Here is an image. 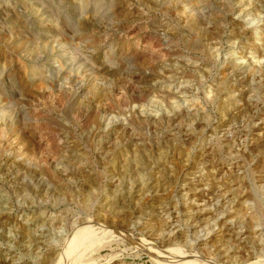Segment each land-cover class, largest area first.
Instances as JSON below:
<instances>
[{"label": "rangeland", "instance_id": "374dc122", "mask_svg": "<svg viewBox=\"0 0 264 264\" xmlns=\"http://www.w3.org/2000/svg\"><path fill=\"white\" fill-rule=\"evenodd\" d=\"M167 1L0 0V264H162L157 258L165 257L158 255L164 250L147 230L170 219L185 230L188 215L203 203L196 193L209 197L211 183L229 184L225 178L209 183V158L200 159L209 146L216 168L242 166L234 177L246 183L250 198L240 209L264 197L252 195L251 182L264 170V145L255 148L261 141L252 144L249 137L257 110L246 97L264 101V71L261 81L240 84L241 71L220 74L250 56L253 44L260 47L252 40L260 34L231 13L238 0H198L195 16L207 7L211 22L210 55L204 57L179 42L159 41L160 25L178 34L188 23L177 19L174 0ZM259 5L264 0L253 3L262 16ZM197 67L201 77L187 76ZM216 88L224 92L220 97ZM246 88L250 92L240 96ZM243 134L249 140L242 142ZM183 164L196 173L183 179ZM192 176L197 190L181 192ZM149 178H166L167 186H141ZM113 201L130 218L126 231L107 225ZM40 211L61 213L64 220L54 230L27 221ZM187 233L183 248L180 242L171 248L196 254L189 247L196 238ZM49 248L50 259L43 255Z\"/></svg>", "mask_w": 264, "mask_h": 264}, {"label": "bare ground", "instance_id": "6f19581e", "mask_svg": "<svg viewBox=\"0 0 264 264\" xmlns=\"http://www.w3.org/2000/svg\"><path fill=\"white\" fill-rule=\"evenodd\" d=\"M170 1L168 0L167 2H170ZM196 1H198V0H177L176 2H175V0L172 1V3H171L172 4V10H174V11L178 10L179 11V12H174V13H176L177 19L179 20L180 18L185 17V18H187L188 23L185 25V23L183 21L184 26L180 27V32L178 34H173L172 32H170V30L167 29L166 26H163V25L159 26L157 32L158 33H159V31L162 32V34H158L160 37L159 41L166 38L165 41H168L170 43L179 42L180 44L186 46V48L193 50V51H196V52H199V54H202L205 57V56L210 55V52H209L210 47H209V44L206 43L210 39L207 37L209 35V27H210L209 25H211V24H209V23H211V22H209V8L202 7V9H201V7H200L199 8L200 9L199 10L200 16H198V17L195 16L194 5H196V3H197ZM254 2L259 3L260 0H247V1L238 0L237 1L238 4H234L236 6H234L232 8L230 7L232 9L231 13L236 16L235 17L236 20H239L242 18L241 20H239V22L241 24L240 26H247V29L253 30V31H251L253 33V35H255L256 33L260 34L259 39H257L255 36H252V40L253 41H256V40L261 41V43H262L260 45V47H256V48H255V45L253 44L247 53V54H250V56L242 55L240 57L241 59L238 60V62L237 61L234 62V66L231 70H229V68L220 69V74L224 78L227 77V75L229 76L232 73L234 74L235 70H238V72L241 71L240 74L242 76H241V81L238 82L239 84L245 82L248 79H251V80L257 81V82H259L263 79L262 74L264 71V65H263V63H264V38H263L264 33L261 30L264 28V25H263L264 24L263 23L264 22V6L259 5L260 7H263V9H262L263 15L261 16L260 12H255L254 6H253ZM168 4H170V3H168ZM171 4H170V6H171ZM163 7H164V5H163ZM260 7H258V8H260ZM179 13H180V15H179ZM181 20L182 19H180V21ZM233 24H234V22H233ZM245 31H248V30L245 29ZM205 36L207 38H203ZM211 36H213V35H211ZM203 39H205V42ZM155 44H157V43L155 41H153L152 45H155ZM239 53H241V52H239ZM223 67H225V66H223ZM255 72L258 73V75L256 77H255ZM186 73L188 74L187 76H189L191 78H196V75H198V77H201L203 75V71H202L201 67L194 68L189 73L188 72H186ZM186 73H184V74L186 75ZM222 82H224V81H222ZM257 82H256V85H257ZM253 90H255V89H253ZM212 92H213L212 89H210L209 91L206 92L207 93L206 95L208 97H210V99L212 97L211 96ZM249 92H250V89H248V88L243 89L240 91V96L244 97ZM222 93H224V92L223 91L221 92V90L219 88H216L215 94L217 96L220 97V95ZM230 93H231V91L227 92L228 95ZM222 97L224 99V96H222ZM229 97L232 100V96L229 95ZM246 97H248V100L251 99V102L254 105L253 107L256 108V110H257V111H254V113L250 116V120H249V122L251 124L250 128H251V132H254V133H252V135L249 137L251 139H253L252 144H254L255 141L256 142L261 141V142H259L260 146L255 145L254 147L255 148L261 147L262 148V146L264 145V143H263L264 142V113L261 111H264V101L260 102V105H258V104H254V102L256 100V99L255 100L253 99L254 97H252L251 95L246 96ZM193 99L194 98H192L191 101ZM235 99L236 98L233 97L234 101H235ZM192 105H193V103H192ZM240 109L241 108L239 107V110ZM237 114H238V112H237ZM188 119H190V117H188ZM185 121H186V119H185ZM220 125L222 127H224L227 125V123H226V121H223V122L221 121ZM247 137H248L247 135L243 134V140H241V141L245 142L246 140H249ZM252 144L249 143L248 147L251 146ZM210 147L211 146H209V151L206 149L202 150L203 152L200 151L201 152L200 159L208 161V158H209V183H211L212 180L213 179L215 180L216 178H225L226 181L229 183L228 186L222 187L220 185H212V183H211L209 186V192H208L209 197L207 196L206 193H204L205 191H200V192L196 193L197 197L196 196H194V197L197 198V201L198 200L203 201V203L200 204V206L199 205L195 206L197 208L194 207L193 212H190L191 209L188 211V212H190V215H188V216L191 217V220H189L188 223L185 220V222L187 223L186 224L187 228H185V230L181 229L180 226H179L180 227L179 228L178 225L176 224L175 220L170 219V220L164 222V224H162V226L159 229H152L153 227H151V229L149 228V230H147L148 235L146 237L149 238V240H157V242L160 243V249L164 250V252L158 253V255H163L165 257L157 258V259L162 264H264V224H263L264 222H261V220L263 219L261 214L264 212V197H261L260 195H258L257 197L255 196L256 194H258V192H261L264 195V175H262V174H264V170L259 172L258 173L259 175H257L258 177L255 176L254 181L252 180L253 182H251V184H252L251 188L254 189V190L251 189L254 192V194H252V195L254 198L256 197L255 199L253 198L254 199V202H253L254 205L249 200L252 203L253 207L250 209L246 208L245 210H242V209H240V206H242L250 198L249 194H248L249 190L247 187H245L246 183L244 186L243 184H240V182L235 181L234 176L236 174H238L237 172H239V170L242 166L239 163L238 164L234 163V165L235 164L236 165L235 166L233 165L234 167H232V166L228 167L227 170H225V167L227 168V166L222 167V165L219 166L218 168H216L219 164L216 163L215 160H212V159H214V153H213V149ZM253 150H254V148H253ZM218 151H219V148H218ZM184 164H183V169L186 172L183 173L184 174L183 179H186L184 177L186 174L194 175L196 173V171L195 172H194V170L191 171L194 168H192V169L190 168L191 170H188L189 166L184 165ZM181 166H182V164H181ZM141 169L142 168H137L136 169L137 173H139L138 171ZM181 169H182V167H181ZM137 173L135 172V174H137ZM251 174H252V172H251ZM167 182L168 181L166 180V178L159 179V180H155V179L152 180L151 178H149L148 181H145L144 185H141V186H143L144 188H163L164 186H167V184H166ZM214 183H215V181H214ZM186 184L188 185V188H181V192L182 191H188L189 192L190 190H197V188H195L196 182H195L194 176H192L190 178L189 182H187ZM190 186H193V188H189ZM20 187H22V186H20ZM143 187H141V188H143ZM138 188H140V186ZM221 188H228L227 191H229V192L223 191V189H221ZM14 190L16 192H20L19 188H18V190H17V188H14ZM160 190H162V189H160ZM21 193H23V190ZM205 194L209 198V202H207L208 204L206 203V200H205V196H204ZM25 195H27V194H25ZM183 195L185 196L184 193H183ZM41 196H43V195H41ZM194 197L192 195L191 200L195 203L196 200L194 201V199H195ZM192 198H194V199H192ZM224 198H225V201L223 202ZM192 201H191V203H192ZM227 201H228V203H227ZM114 203H115L114 201L111 203H108L112 207V210L109 212L111 214V217L109 220L110 223H108L107 225L112 226L114 228H117V226H118L121 229L126 231L127 230L126 229L127 223L131 222L130 218L129 217L126 218L127 216L122 217L123 215H120V213H118V211H117V205L118 204L115 206ZM118 203H119V201H118ZM205 203L207 205H209L207 207V210L204 209L203 207H201V206H204ZM221 203H227V204H221ZM220 204H221V207L219 209L215 208V207H219ZM210 205L213 207L215 206V207L214 208L212 207V209H211ZM227 205H229V206H227ZM206 206H204V207H206ZM226 207H229V208H226ZM45 212L46 211H42V212L40 211V213L38 212L36 215L34 214L33 216H31L32 217L31 219H29L27 217L28 218L27 221L32 222L33 225H35L36 223L38 224L40 222L42 223V225H43V223H45V224H48V228L51 229L52 227L57 226V224H59L60 221L64 220V219H62L61 213L58 216V215H56V213L53 215L51 213L47 214ZM188 216H187V218H188ZM74 219L71 220L68 218V220H71V221H74ZM25 220H26V218H25ZM2 221L3 220H0L1 225L3 224ZM66 221H67V219H66ZM64 223H66V222H64ZM4 225H7V224H5V222H4ZM42 225H41V227L45 226V225H43V226ZM12 226H14V225H12ZM37 226H40V225H37ZM190 227H192V228H190ZM188 230L196 238L194 240V242H192L191 245L189 246L191 250H193V251L195 250L196 254H191V253H189L188 250H187L188 252L186 253L184 249L182 250L179 247L176 249L171 248V246H177L176 242H180L179 244L182 246V248L184 247V244H186L185 241H187L186 238L189 234V233H187ZM201 236L204 238L200 242L199 239ZM147 243H148V241H147ZM208 243H209V252L207 253V255L209 257H207V255L203 254L204 253L203 249L205 248V246H207L206 244H208ZM144 245H145V247H149L145 243H144ZM147 249H149V248H147ZM51 250L52 249L49 248L48 251L44 252L43 255H45L46 258L50 259L51 255L53 254ZM159 257H161V256H159ZM250 257L256 258V260L254 262L248 263Z\"/></svg>", "mask_w": 264, "mask_h": 264}]
</instances>
